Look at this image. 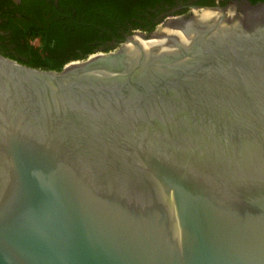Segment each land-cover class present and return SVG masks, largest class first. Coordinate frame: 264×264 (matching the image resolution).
Instances as JSON below:
<instances>
[{
	"label": "water",
	"instance_id": "obj_1",
	"mask_svg": "<svg viewBox=\"0 0 264 264\" xmlns=\"http://www.w3.org/2000/svg\"><path fill=\"white\" fill-rule=\"evenodd\" d=\"M0 264H264V2L0 53Z\"/></svg>",
	"mask_w": 264,
	"mask_h": 264
},
{
	"label": "flooded vegetation",
	"instance_id": "obj_2",
	"mask_svg": "<svg viewBox=\"0 0 264 264\" xmlns=\"http://www.w3.org/2000/svg\"><path fill=\"white\" fill-rule=\"evenodd\" d=\"M245 1L0 0V42L13 53L20 46L45 43L57 49L53 56L59 62L75 56L81 60L111 51L135 31L150 33L168 17L188 15L194 6H240ZM27 28L39 33L27 36Z\"/></svg>",
	"mask_w": 264,
	"mask_h": 264
},
{
	"label": "trees",
	"instance_id": "obj_3",
	"mask_svg": "<svg viewBox=\"0 0 264 264\" xmlns=\"http://www.w3.org/2000/svg\"><path fill=\"white\" fill-rule=\"evenodd\" d=\"M252 4H256L258 2H264V0H249ZM27 36H36L39 32L38 30H34L32 28H27L25 30ZM0 38L3 39L2 36ZM45 39V38H44ZM18 53L11 52L10 48L5 46L3 43L0 42V53L19 61L23 64H26L31 67L35 68H42V69H50V70H61L63 66L70 61L69 57H65L62 61H57L56 58L53 56L54 51L56 48H50L49 46L43 44L41 47H34L31 44L26 46H20L16 48ZM90 55L92 52H88ZM20 55H24L25 59H22ZM75 59H79V57L75 56Z\"/></svg>",
	"mask_w": 264,
	"mask_h": 264
}]
</instances>
